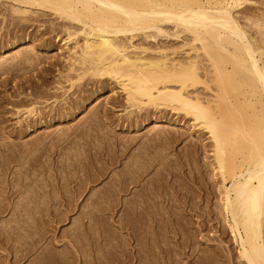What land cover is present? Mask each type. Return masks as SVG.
Listing matches in <instances>:
<instances>
[{"label": "bare ground", "instance_id": "1", "mask_svg": "<svg viewBox=\"0 0 264 264\" xmlns=\"http://www.w3.org/2000/svg\"><path fill=\"white\" fill-rule=\"evenodd\" d=\"M47 15L64 33V72L54 81V92L42 74L17 75L16 96L26 88L33 93L11 101L18 105L14 114L25 116L20 136L38 123L72 119L85 101L113 83L121 98H105L104 104L122 108L125 119L110 125L133 131L150 126L158 132L160 123L179 124L200 145L192 142L175 159L157 161L142 145L117 171L133 138L109 141L105 150L114 154L94 156L92 164L70 163L56 183L45 167L31 162L25 171L12 172L0 187V210L4 201L27 195L35 184V195L14 206L9 202L23 209L30 219L24 223L34 231L31 242L23 244L22 237L13 240L8 234L24 226L2 229L0 264H20L38 249L32 264H264V0H0V70H9V58L40 63L33 62V54L26 57L29 48L21 44L30 37L32 22ZM57 27L53 38L59 37ZM51 46L43 39L36 48L48 52ZM86 83L91 87L82 93ZM2 84L6 87L7 79ZM56 92L64 104L48 110L37 106L55 101ZM4 102L0 96V114ZM108 110H103L106 119ZM199 148L201 164L195 156ZM9 163V158L0 162L2 173ZM108 169L113 174L96 189L93 183ZM39 171L46 181L30 182ZM85 191L91 196L88 210L62 235L68 242L47 236L54 223L69 219ZM50 202L57 208L45 219L41 205L48 208ZM30 205L40 208L39 218L29 212Z\"/></svg>", "mask_w": 264, "mask_h": 264}, {"label": "rangeland", "instance_id": "2", "mask_svg": "<svg viewBox=\"0 0 264 264\" xmlns=\"http://www.w3.org/2000/svg\"><path fill=\"white\" fill-rule=\"evenodd\" d=\"M52 18L53 17L49 15L46 17L40 16L38 17L40 21H33V25L27 29V32L30 33V37L26 38L23 41L24 43L21 44V47L25 48V50L29 48V52H24L27 53L26 57H30L33 54V62L40 61V65L33 64L30 66L28 60L26 63L23 61L25 57H22L21 59L9 58V64H7L5 67V69L9 70L7 72H5V70H0V96L5 98L6 101L3 104V108H1L3 111L0 114L6 119V122L0 123V162L6 160L7 158H9L10 161L8 165L9 168L5 170L4 173L0 171V187L7 184L6 180L7 178H11L13 175L12 172H17L19 168H21L22 171H25L28 168L29 162L36 165L38 169L45 167L47 170V177L51 178L56 183L59 176H65L66 174L64 166L68 165L69 168H72V165L77 160H83L85 162L87 161L89 164H92L93 162L90 159L94 156L98 155V158L104 159L108 157L109 154H114V151H110V153H108V151L105 150V147H107L105 146V143L108 144L109 141L126 142L128 139L133 138L132 142L134 145L129 151L128 149L125 150L121 146L119 147L120 150L124 149V152L121 156V159L119 158L120 162H118V165L115 167L117 171L122 168L123 164L127 162L142 145L148 147L147 156H149L151 159H154L155 161L162 158L163 156H168L170 159H175L176 156L185 153L189 147V144L192 142H197L200 145V142L196 138L190 136L189 134L187 136L189 130L186 127H180L179 124L168 125L166 123H160V125L157 127L160 129L158 132L151 130L150 126H146L145 128H142L138 131H133V129H125V127L120 129L118 125H115V123L110 125V120L115 121L114 119L117 120L119 118V124H121L125 119V116L122 114V108H115L113 105L104 104L105 98H110L112 96H115L116 99L119 100L121 98V94L118 92L119 90L113 83H108L105 85L104 92L94 95L101 96L98 97L97 100H95L93 96V98L91 97L89 100L85 101L83 107H81V109L73 116L72 119H65L60 123L56 121L57 119L51 121L50 124L38 123L34 127L26 129V131L20 136L17 131L19 130L20 124L23 123L25 116L20 117L21 115L19 116L14 114V107L18 105H14L11 103V101L30 99L33 97V93L31 88H26L23 89L21 95L16 96V91L18 90H16L13 85L14 83L18 82L17 75L35 76L36 74H42L47 78V80L51 82L49 85V92H54V81L58 80L64 72V58L66 53L65 50L60 48L62 44L60 38L64 35V33L60 27H57V23L50 22V19ZM55 22L58 21L55 20ZM54 27H57V33L59 34V37L57 38H53V35L55 34L53 32ZM42 30L46 32L44 35H40ZM43 39L51 41L53 44L48 52L39 51L38 48H36ZM151 43H153V41H151ZM34 47L35 49L32 50ZM4 50L5 49H3V51ZM30 59L32 60V58ZM10 67H12V69ZM42 68H45L46 70L42 71ZM6 79L7 85L4 87L2 81ZM35 80L37 79L34 78V81ZM90 87L91 85L88 83L83 85L82 93L86 92V90H89ZM60 93L61 92H56V95L59 96ZM87 93L90 94L89 91ZM75 97L76 95L73 96V98ZM63 98L64 96H59L55 101L51 98L46 102L38 103L37 106L48 110L49 106L53 104L57 109V107H59L61 104H64L62 101ZM66 106H68V104H66ZM105 108H109L108 119H106L103 115V110ZM170 115L171 113H169V116ZM175 117L176 115H174L172 118ZM126 123L127 122L123 124ZM99 153H103L104 157H102V155ZM203 154L204 153H202V150L199 148L198 153L195 155L198 158L200 164L202 163ZM17 160L18 162H13ZM18 163H21L25 166L20 167ZM70 163H72V165H70ZM95 163L97 166L100 165V163L97 161H95ZM95 165L90 168V170H95V168H97ZM104 166H108V164ZM111 167L112 166L109 168ZM188 167L184 163L182 171L187 172ZM67 169L68 168H66V170ZM109 170L110 169L106 170V175ZM8 172L9 175L7 174ZM81 174L82 173L79 172L76 173L75 176L79 177ZM112 174V172H109L107 176L104 174L100 180L93 183L94 185L96 184L95 188L101 189L103 186H105L110 175ZM204 175L207 176L205 172ZM44 176L46 175L39 171V175L37 177L32 176L33 179L30 182H33L34 179L37 178L36 184H41L46 181V179L43 180ZM70 185L76 186L73 182ZM35 188L37 187L35 184H33V186L29 188L32 191L27 192V195H19V197L16 198L11 197L10 200L13 202L12 205L14 206L15 202L19 199L25 201L24 196L35 195ZM90 197V192L87 193V191H85L78 200L79 207H75L69 211V219L54 223V226L48 228L49 232L47 233V236L55 235L58 237V239H61L60 243L68 242L70 238L68 239V237H63L62 235L66 232L72 231L76 226V223L74 222L75 218L83 214L84 211L88 210L86 203L90 200ZM10 200L8 199V201H4V206L2 210H0V231L4 228H6L8 231L11 226H18V224H20L21 226H24V230H17V228H14L16 231L14 233L10 231L8 235L12 237L13 240L22 237L23 239L21 238L20 242L23 244H29L32 240L31 236L33 235L34 230H32V228L29 227L27 223H24V221L26 219H30L27 218L23 209H15L9 203L11 202ZM7 205L9 206L7 207ZM41 208V215L44 214L43 217L47 219V214L50 213L52 216L54 208H57V204L50 202L48 203V208L43 205H41ZM64 209V207H60V210L64 211ZM39 210L40 208H34L32 205L29 206V212H33L37 218L40 217V213H38ZM120 212L121 211L119 210L118 214ZM15 219L17 222L14 221ZM42 242L43 240L40 241L39 245H41ZM9 251L5 254L9 259H11L12 255L9 253ZM39 252L40 249L29 252L26 254L25 258L21 260L20 264H32V261L36 259V257L39 255Z\"/></svg>", "mask_w": 264, "mask_h": 264}]
</instances>
